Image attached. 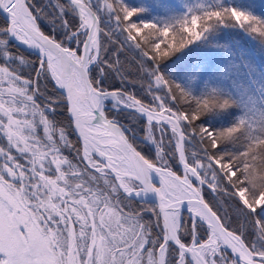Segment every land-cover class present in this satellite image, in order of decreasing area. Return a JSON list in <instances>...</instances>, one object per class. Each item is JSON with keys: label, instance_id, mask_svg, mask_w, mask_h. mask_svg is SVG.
Returning a JSON list of instances; mask_svg holds the SVG:
<instances>
[{"label": "snow or ice", "instance_id": "6c2138e0", "mask_svg": "<svg viewBox=\"0 0 264 264\" xmlns=\"http://www.w3.org/2000/svg\"><path fill=\"white\" fill-rule=\"evenodd\" d=\"M103 3L114 14L117 27L139 11L129 10L123 0ZM56 5L68 32L65 40L75 38L79 48L46 35L38 22L46 14L31 0H0V9L7 13V20H0V32L14 36L41 54L34 76H24L10 64H0V136L7 142L0 146V264H229L225 248L235 255L230 264H264V128L259 135L251 127L247 129L244 151L235 155L218 153L216 150L223 143L245 130V122L220 132L193 125L213 107L210 100H195L197 107L186 113L167 107L163 97H156L159 103L153 107L133 94L104 89L93 77V66L105 65L100 69L103 75L105 68L119 70L120 62L117 59L111 64L101 59L106 51L101 41L103 30L91 0H69L68 5L57 0ZM65 11L78 16V30H73ZM201 20L213 22L197 32L195 26ZM228 21L264 36V20L251 14L235 8L205 11L203 17L193 15L190 21L185 18L178 22L183 31L191 33V38L173 46V52L202 39V33L214 24ZM189 23L193 27H185ZM147 27L161 36L168 34L167 27ZM127 28L131 33L138 30V25L129 22ZM81 33L83 40L79 38ZM127 39L135 37L129 34ZM143 40L144 46L136 43L135 48L145 58L151 51L157 67V56L163 59L173 54L161 51L149 36ZM5 42L0 38V43ZM45 75L62 90L61 96L53 98L40 91L39 80ZM153 75L155 85L166 87L168 99L176 101L164 75L158 71ZM175 89L179 100L187 103L189 94L179 85ZM40 96L44 97L43 104L37 102ZM109 97L146 116L145 139L156 145L159 166L137 151L122 128L108 119L104 101ZM60 102L81 138L77 152L85 162L83 168L63 154L62 148H71V141L66 129L58 127L47 114L54 112L53 104ZM154 122L159 140L153 134ZM165 125L170 128L174 154L184 169L182 177L168 169L164 158ZM186 128L200 138L206 163H189ZM97 156L104 162H99ZM89 168L98 172L99 177ZM209 170L211 181L207 179ZM153 172L160 176V187L152 183ZM221 177L232 191L220 187ZM193 179L198 181L195 187ZM98 180L103 181V189L98 185L92 187L90 182ZM205 184L212 192L223 191L238 201L240 207L236 211L242 217L239 231L229 230L225 225L227 216L219 215L203 198ZM142 192L158 193L159 212L151 207H145L143 212L125 210L121 193L139 196ZM185 202L191 216L188 223L182 222ZM127 204L131 207L130 201ZM144 212L155 213L157 220L145 221ZM153 223L161 227L160 234H153ZM202 225H207L204 240L198 231ZM249 226L257 234L256 242L246 239ZM183 237L190 240L186 242Z\"/></svg>", "mask_w": 264, "mask_h": 264}, {"label": "trees", "instance_id": "16d2710c", "mask_svg": "<svg viewBox=\"0 0 264 264\" xmlns=\"http://www.w3.org/2000/svg\"><path fill=\"white\" fill-rule=\"evenodd\" d=\"M187 1L188 5L193 9L195 15H200L202 17L205 11L235 8L264 20V0ZM59 2L66 3L65 0H59ZM32 3L36 7L43 9L44 6H47V4L50 3V0H32ZM123 5L129 9L139 10L135 16L130 17L129 20L123 22L126 26L129 22H134L138 25V30H131L135 34V38L138 43L144 46L143 37L149 36L151 41L160 45L161 51L173 53L163 59H160L157 56V59L159 60L158 68L162 75H164V77L171 83L170 86L172 87V93L176 95L177 102L180 106L188 110V112H193V110L197 107L195 100L207 99L213 103V107L202 115L199 121H193V125L198 124L199 126L211 129L212 131L220 132L237 126L241 121H244L245 130H242L233 140L223 143L220 148L216 150L218 153H228L233 155L244 151L248 143L247 129L251 127V129L255 130V134L259 135V130L264 128V124H256L250 121L249 118L254 117V112L256 114H261L262 111L258 112V110H255L256 108L247 111L249 110L248 106L246 107L244 102H242L236 93L233 92V88L230 84L228 86V82H231V85L233 83L235 86H239L241 88L247 87V89H251L253 91L257 89V92L255 93L264 99V36H260L259 34L253 33L244 27L238 26L234 22L228 21L225 23L214 24L207 33H202V35H204L202 39L193 40V43L187 44V46L183 49L173 52V46L178 47L182 40L187 42L191 38L190 32L183 31L179 24L171 26L159 24L154 18L149 2L146 0H123ZM91 7L99 16V26L103 30L101 33V41H103V38L105 39V44L108 45V52L118 50L116 60L118 59L120 62L119 70L106 68V76L101 80L102 84L100 83V86L104 89L120 90L123 92H126V89H130L143 103L153 107L159 103L156 97H163L165 98L166 106L172 107L173 104L170 103V99H168L169 95L166 90L163 87L156 86L154 78L152 79L155 71L152 67L151 59L143 57L140 50L135 48V44L132 41H128L122 31V28L117 27V22L114 20L111 13H109L105 8L100 10L95 2L93 3L92 1ZM64 14L73 29L76 28L79 23L78 17L72 12ZM2 19L4 18L0 15V20ZM214 19L215 18H213V21ZM213 21H198L195 26V30L197 32H201L205 24L212 23ZM38 22L45 32H54L56 34L55 36L59 40H62L61 35L66 33H59L55 30H51L50 27L44 23L42 18L39 19ZM150 24H155L156 28L161 30L167 27V36H161L158 31L149 29L147 25ZM185 27L193 26L189 23ZM0 38L6 41L5 43H0V52L2 54L9 53V55H12V57L5 62L3 61L4 58L1 56V64H10L24 76H28L30 74L34 76V70L37 69L38 65V56L14 45V43L7 38L6 32H0ZM207 47H212L213 50L215 49L213 52L215 57H218L219 55L223 56L224 54H222L221 51L226 52L228 58L221 61L224 62L227 67L230 66V73L221 72L220 74L224 75L227 79H224L223 77L221 78V75L217 73V68L213 67L216 63V59L214 60V58L203 54V51ZM149 54L152 58L153 53L149 51ZM18 57L23 58H19L22 60V65H16L13 63L17 62L16 60H19ZM201 59L203 61H201ZM117 73H120L122 77L118 79L116 77ZM120 83L122 84L120 85ZM41 84L48 96H54V98H56L58 95H62V92L55 90L50 80L46 77H43ZM175 85H179L184 92L189 94L187 103L179 100L180 94L176 91ZM109 87H120V89H113ZM37 102L43 104L44 101L37 98ZM259 106L261 107L262 105L259 104ZM53 107L55 108V111L47 113L49 118L54 120L58 127L66 129L68 138L72 144L71 148H62V152L65 156H68L69 159L74 160L75 158L73 152H77V149L81 148L80 142L78 137L74 135L72 124L69 123L64 103L60 102L58 104H53ZM123 111L124 109L115 110L110 107L106 108L107 116L113 114L114 118L126 122L128 126L127 128L129 129L132 126H129L130 123L125 120ZM108 117L113 118L111 116ZM138 133L141 132L138 130ZM132 134L135 133L129 129L128 135L129 137H132L134 144L138 146L148 159L156 161V157L152 149L146 147L145 145H140ZM185 134L188 137L185 142V148L189 163H193L195 160H201L206 163V157L204 156L200 143L189 131L186 130ZM193 153H195V156L192 155ZM21 163H24L22 158ZM174 169L178 172L177 167ZM89 171L98 177L100 175L97 172L91 170ZM203 172L204 170H201L202 175ZM179 173L180 172H178V174ZM109 178L111 179V177ZM207 179L211 181L210 170L208 171ZM100 183H103V181L100 180ZM218 183L220 184V187L227 188L228 191H232L230 185L227 183V180L223 177H221ZM99 187H102L101 189L104 188L103 186ZM203 189L205 200L214 207V210L218 211L219 215L222 217L225 215L227 216V219L225 220L226 227H228L229 230L235 229L239 231V224L242 221V217L238 215L239 217H237L238 220L236 221L230 217L231 205L239 208L240 205L238 201L230 196H227L223 191H217L215 193L212 192L207 185H205ZM120 199L124 201V203L130 201V208L133 211L139 209L143 212L145 207H151L156 209V212H158L153 202H142L134 198L126 197L122 193ZM224 209H227L226 213ZM185 215L189 217L187 213H185ZM143 219L145 221L155 222L157 220V216L153 212H144ZM152 228L154 235L160 234L161 230L156 228L155 223H153ZM198 231L201 233V239H206L207 226L202 225ZM247 232H251V234L256 238L255 240H257V234L252 230L251 226H249ZM184 240L187 241V237H184Z\"/></svg>", "mask_w": 264, "mask_h": 264}, {"label": "rangeland", "instance_id": "374dc122", "mask_svg": "<svg viewBox=\"0 0 264 264\" xmlns=\"http://www.w3.org/2000/svg\"><path fill=\"white\" fill-rule=\"evenodd\" d=\"M66 3H61L59 2L61 5H68L69 1L68 0H65ZM93 3L95 2V4L98 6V8L101 10H103L105 7H104V4H103V0H91ZM147 2H149L150 4V7L153 11V15H154V18L155 20L161 24V25H164V26H171V25H178L180 21L184 20L185 18H188V20L190 21L191 20V17L193 15H195L193 9L188 5V1L187 0H146ZM56 0H50V3L47 4V6H42L43 7V11L44 13L46 14V16H42L41 18L44 20V23L50 27L51 30H55L56 32H59V33H63V32H66L64 34L61 35L62 37V40L65 42V44L69 47H72L74 49L76 48H79V44L77 43L76 39L73 38L71 40H65V37L68 35L67 31L65 30L63 24H62V21H61V18L58 14V9H57V5H56ZM125 6V5H124ZM126 7V6H125ZM92 8V7H91ZM129 9V8H128ZM129 10H132V9H129ZM69 12H72V11H65V13H69ZM73 13V12H72ZM112 17L114 18V14H112ZM65 16V14H64ZM78 17V16H77ZM40 18V19H41ZM66 18V17H65ZM68 20V19H67ZM79 20V18H78ZM115 20V18H114ZM116 21V20H115ZM79 22V21H78ZM79 24V23H78ZM122 28V31L124 32L125 34V37L127 38L129 36V34H131L132 36L136 37L135 34L131 31V33L129 32L128 28L126 25H124V23L120 26ZM73 30H78V28H74ZM54 33V32H53ZM7 34V38L9 39V35L8 33ZM55 34V33H54ZM56 35V34H55ZM102 36V35H101ZM81 40L84 39V34L81 33L80 34V37H79ZM128 41H132L134 44L138 43L136 38L134 40H129ZM103 45L106 43L105 42V39L103 38V41H102ZM15 44V43H14ZM16 45V44H15ZM17 46V45H16ZM108 45H104V47L106 48V51H103L102 54H101V59L104 60V61H107L108 63H111V64H115L116 62V56L118 54V50L117 51H112V52H108V48H107ZM18 47V46H17ZM215 50V49H214ZM213 48L212 47H207L204 51H203V54L205 56H210L212 58H214L215 60V64L213 65L214 68H217V73H221V72H229L230 71V66H226V64L224 62H222L221 60H226L228 57L226 55V52L225 51H221L222 54H224L223 56L219 55L218 57L215 55H213V52H214ZM2 53L0 52V57L2 56L4 58V62L12 57V55H9V53ZM4 55V56H3ZM148 59H151V63H152V67L154 68V71H158L160 74L161 71L159 70V68L157 67V65L154 64L150 54L148 55L147 57ZM19 59V57H18ZM21 59V58H20ZM19 59V60H20ZM16 60L17 62H13L14 64L16 65H22L21 62L22 60ZM38 65H37V69L39 68V57H38ZM201 61H203L201 59ZM2 62H0L1 64ZM105 66L103 64H100V65H94L93 66V69H92V74L95 75L93 76L94 78L98 79L100 81V83L102 84L101 80L106 76V73L104 72L103 75H101L100 73V69L101 68H104ZM36 69V70H37ZM105 71H106V68H105ZM230 73V72H229ZM110 75V74H109ZM221 75V74H220ZM43 77H46L47 79L50 80L51 84L53 85L54 89L59 91L56 87H55V83L54 81L51 79L50 76H43ZM43 77L40 78L39 80V86H40V91L43 92L45 95H47V93L44 91L43 89V86L41 84L42 82V79ZM116 77L119 79L121 78L122 76L120 75V73H117ZM220 77V76H219ZM224 78V79H227L225 78L224 75H221V78ZM154 78V75L152 77V79ZM122 83H120L121 85ZM227 84V82H226ZM232 86L233 88V92L236 93V95L239 97V99H241L242 102H244V105L247 107L248 106V109L247 111H250L252 110L253 108H256L255 110H258V112L262 111V113H255L254 112V117H250L249 120L256 123V124H264V99L259 97L257 93V89L255 91L251 90V89H247L246 88H241L239 86H235L233 83L231 85V82H228V86ZM108 88V87H107ZM109 88H113V89H120V87H109ZM166 92L168 93V90L166 87H163ZM250 88V87H248ZM124 89V88H123ZM121 89V90H123ZM106 90H109V89H106ZM129 94H133V92L130 90V89H126ZM125 91V90H124ZM134 95V94H133ZM169 95V93H168ZM48 96V95H47ZM59 97V95H58ZM136 97V96H135ZM40 99H42L44 101V97L43 96H40L38 97ZM54 98V96H53ZM137 99H139L138 97H136ZM112 100V101H111ZM106 102L108 105H112L114 107H118V110L119 109H124L122 108L117 102L116 100H114V98H107L106 99ZM115 102V103H114ZM170 103L173 104V106H169L172 108L173 111H177V110H180V111H183V112H188V110L182 108L180 106V104L176 101H173L170 99ZM179 104V105H178ZM262 105L261 107L259 106ZM261 108H259L258 106ZM124 118L125 120H127V122H129V126H132L130 129V131L134 132L135 134H132L136 139L137 141L140 143V145L142 146H146L148 148H151L152 151L154 152V155L156 157V161L157 164L159 165V160L156 156V145L150 141H148L147 139H145V136L147 135V128H146V125H147V119L142 115V114H139L133 110H130V109H124ZM252 113V112H251ZM263 116V117H262ZM116 119V118H115ZM120 122H122L124 124V126L126 127V129H128L127 127V123L124 122V121H121L119 119H116ZM135 124V125H134ZM129 129L127 132H129ZM138 130L141 132V133H138ZM187 130V128L185 129V131ZM193 136L194 138H196V140L200 143V138L196 135H194L192 133V131L188 130ZM153 134L155 135L156 139L159 140L160 139V133L158 132L157 128H156V124L155 122L153 123ZM40 135L42 136L43 133H42V129L40 130ZM67 136H68V133H67ZM129 136V135H128ZM171 141V143H169ZM6 140L4 139L3 136H0V146H6ZM201 145V143H200ZM164 158L168 161V165L167 167L171 170H173L174 172L175 169L177 167V170L179 173V175H182L183 171H182V168H181V164L178 160V156L175 153V149H174V139H173V136H172V133L170 131V128L169 126L165 125V135H164ZM202 146V145H201ZM67 148V147H66ZM202 150H203V147H202ZM74 154V161L73 159H71L74 163L78 164L81 168H83L85 166V162L83 160H81L79 158V155H78V152L74 151L73 152ZM96 159L103 163L102 160H100L98 158V156L96 157ZM91 170V171H94L96 172L94 169H91L89 168L88 171ZM90 172V171H89ZM178 172H176L178 174ZM98 173V172H97ZM87 179V177H86ZM192 182L194 184H197L198 185V181H196L195 179L192 180ZM92 184V187H97L98 186H103L104 187V184L103 183H100V180H98L97 182H90ZM157 186H161L160 184H156ZM205 186V185H204ZM102 188V187H100ZM124 194V193H122ZM126 197H129L128 195L124 194ZM137 200V199H136ZM125 207V210L126 211H129V210H132L127 203H124L123 205ZM236 206H233L231 205V208H230V217L233 219V220H238L237 217L238 216V213L236 211ZM151 213V212H150ZM189 215V214H188ZM187 215H185L183 213V216H182V222L184 223H188L190 222L191 218H190V215H189V219L187 217H185ZM241 223V222H240ZM156 226V224H155ZM156 228L158 230H161V227H157ZM202 232V231H201ZM161 233V231H160ZM203 233V232H202ZM246 239L249 240L250 242H256L257 240H255L256 238L251 234V232H246ZM202 238V236H201ZM184 239V237H183ZM190 240L189 237H187V241L188 242ZM231 260H229V264H230Z\"/></svg>", "mask_w": 264, "mask_h": 264}, {"label": "water", "instance_id": "95a60500", "mask_svg": "<svg viewBox=\"0 0 264 264\" xmlns=\"http://www.w3.org/2000/svg\"><path fill=\"white\" fill-rule=\"evenodd\" d=\"M69 1V0H68ZM0 15L3 17V18H5L6 20H7V13H5L2 9H0ZM42 29V28H41ZM43 30V29H42ZM44 31V30H43ZM45 32V31H44ZM45 34L46 35H49V36H53V37H56L54 34H52V33H47V32H45ZM10 37V39L17 45V46H19L20 48H23V49H25V50H27V51H30V52H32V53H35L39 58H40V56H41V54H40V52H39V50L38 49H34V48H31V47H29V46H27V45H25V44H21V43H18L17 42V40L15 39V37L14 36H9ZM57 38V37H56ZM58 39V38H57ZM59 40V39H58ZM55 83V82H54ZM59 90V89H58ZM60 92L62 91V90H59ZM109 91H115V90H109ZM116 100V99H115ZM116 102L120 105V106H122V107H124L122 104H120L117 100H116ZM106 106H108L107 105V103H106V101H104V111H105V107ZM124 108H126V107H124ZM127 109H129V108H127ZM131 110H133V109H131ZM106 113V112H105ZM68 114V113H67ZM108 117V116H107ZM108 119H111V120H113V121H115L114 120V118H110V117H108ZM118 124V123H117ZM118 126H120L119 124H118ZM72 127H73V131L77 134V136H78V138H79V140H80V142H81V144H82V141H81V138L79 137V135H78V132L75 130V128H74V125H72ZM121 127V126H120ZM122 128V127H121ZM123 130V129H122ZM124 131V130H123ZM125 133V132H124ZM126 135V134H125ZM128 138H129V140H130V142H132L133 144H134V142L130 139V137L128 136V135H126ZM134 146L136 147V149H137V151H139V152H141V154L142 155H144L143 153H142V151L138 148V146L136 145V144H134ZM145 156V155H144ZM146 157V156H145ZM147 158V157H146ZM101 160L103 161V158H101ZM104 162V161H103ZM181 164V163H180ZM157 166H159L158 164H157ZM181 168H182V171H183V167H182V164H181ZM169 169V168H168ZM171 170V169H170ZM173 171V170H172ZM174 172V171H173ZM176 173V172H175ZM184 173V172H183ZM183 173H182V175H179V176H183ZM177 174V173H176ZM178 175V174H177ZM151 179H152V183L156 186V187H159V186H157L156 184H158L159 182H158V180H156V178H152L151 177ZM145 193V192H144ZM145 195H146V197H135V196H133L134 198H136V199H139V200H148V201H151V202H153V204L156 206V208H157V211L159 212V195H158V193H156V192H146L145 193ZM185 208L182 206V210H184ZM191 217V216H190ZM162 226V225H161ZM207 226V225H206ZM228 256H230L232 259H235V255L231 252V250L230 249H227V248H225L224 250H223Z\"/></svg>", "mask_w": 264, "mask_h": 264}, {"label": "bare ground", "instance_id": "6f19581e", "mask_svg": "<svg viewBox=\"0 0 264 264\" xmlns=\"http://www.w3.org/2000/svg\"><path fill=\"white\" fill-rule=\"evenodd\" d=\"M93 10V9H92ZM94 11V10H93ZM5 19V18H4ZM6 20V19H5ZM9 35V34H8ZM9 37V36H8ZM9 39H10V37H9ZM16 39V38H15ZM11 40V39H10ZM17 40V42L18 43H21V44H24V43H22V42H20L18 39H16ZM12 41V40H11ZM12 43H14L13 41H12ZM15 45V44H14ZM18 50V49H17ZM26 52V51H25ZM15 54V53H14ZM19 58H21V57H19ZM115 91H120V90H115ZM124 93H126V92H124ZM127 94V93H126ZM110 98V97H109ZM112 98V97H111ZM115 100V99H114ZM106 101V100H105ZM112 101V100H111ZM107 103V102H106ZM115 103V102H114ZM108 105V104H107ZM179 105V104H178ZM107 107H110V108H112V109H115V110H118V107L116 108V107H114V106H112V105H108V106H106L105 107V112H106V108ZM122 107V106H121ZM122 108H124V107H122ZM124 109H127V108H124ZM131 110V109H130ZM133 111H135V110H133ZM136 112V111H135ZM106 115H107V113H106ZM143 115V114H142ZM144 116V115H143ZM145 118H146V116H144ZM114 120H115V122L116 123H118L121 127H122V129L124 130V132H125V134L126 135H128V129H126V127L124 126V124L122 123V122H120V121H118V120H116L115 118H114ZM74 132V131H73ZM74 135L75 136H77V134L74 132ZM78 137V136H77ZM186 146V145H185ZM100 160H101V158L100 157H98ZM103 162V161H102ZM183 167V166H182ZM172 171V170H171ZM183 172H184V169H183ZM179 175V174H178ZM151 177L152 178H156V180H158V184H160L161 185V179H160V176H159V174H157V173H155V172H153L152 174H151ZM182 177V176H181ZM193 183V182H192ZM205 185H207V184H205ZM193 186L195 187V186H197V184H194L193 183ZM204 187V186H203ZM127 195V194H126ZM202 195H203V198L205 199V197H204V189L202 190ZM131 196H135V197H146V195H145V193L144 192H142L139 196H137V195H135V194H132ZM137 200H139V199H137ZM139 201H142V202H151V201H148V200H139ZM183 207L185 208L184 210H182V216H183V213L185 214V213H187V214H189V210H188V205H187V203L185 202V204L183 205ZM190 215V214H189Z\"/></svg>", "mask_w": 264, "mask_h": 264}, {"label": "flooded vegetation", "instance_id": "af4514ba", "mask_svg": "<svg viewBox=\"0 0 264 264\" xmlns=\"http://www.w3.org/2000/svg\"><path fill=\"white\" fill-rule=\"evenodd\" d=\"M31 3H32V0H31ZM33 4V3H32ZM108 116H111V117H113V114L112 115H108ZM114 118V117H113ZM130 139L132 140V137H130ZM201 234V233H200Z\"/></svg>", "mask_w": 264, "mask_h": 264}]
</instances>
